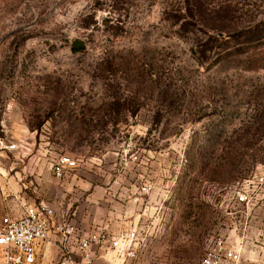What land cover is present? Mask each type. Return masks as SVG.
Masks as SVG:
<instances>
[{"label": "rangeland", "instance_id": "1", "mask_svg": "<svg viewBox=\"0 0 264 264\" xmlns=\"http://www.w3.org/2000/svg\"><path fill=\"white\" fill-rule=\"evenodd\" d=\"M261 20L264 0H0V136L10 119L52 164L158 167L134 255L94 264H201L234 243L239 190L264 181Z\"/></svg>", "mask_w": 264, "mask_h": 264}, {"label": "crops", "instance_id": "2", "mask_svg": "<svg viewBox=\"0 0 264 264\" xmlns=\"http://www.w3.org/2000/svg\"><path fill=\"white\" fill-rule=\"evenodd\" d=\"M8 107L5 108L1 126H6ZM8 122V121H7ZM10 133L0 136V172L8 175L1 184L0 217H20L26 206L39 202L48 203L56 217L52 219L50 240L41 244L37 264H58L61 235L56 225L65 216L77 229L72 235L71 245L76 238L98 229L111 235L122 231L137 230L143 222V212L149 208L143 192L148 185V172L158 167H77L57 177L52 171L48 157L35 147L33 135L14 121H10ZM11 143L17 149H8ZM161 168V167H159ZM153 187L158 180H153ZM244 185L251 194L247 203L239 202L238 234L231 246H242L239 261L224 259L222 264H264V181H250ZM151 188V185H150ZM145 197V198H144ZM151 208V207H150ZM149 208V209H150ZM239 237V238H238ZM103 246L98 249L107 250Z\"/></svg>", "mask_w": 264, "mask_h": 264}, {"label": "built area", "instance_id": "3", "mask_svg": "<svg viewBox=\"0 0 264 264\" xmlns=\"http://www.w3.org/2000/svg\"><path fill=\"white\" fill-rule=\"evenodd\" d=\"M8 149H17L16 143H11ZM78 163L75 159L62 155L52 165V171L57 177H62L66 171L75 170ZM143 191L150 190L149 185L143 186ZM251 194L248 188L239 190L238 202L247 203ZM53 208L44 202L28 205L20 217L5 215L0 222V264H37V254L42 243L50 240L51 223L55 218ZM61 235L58 264H94L98 249L105 248L120 253L134 255L137 230L122 231L111 235L104 229H98L87 235L76 238V245H71V237L77 234V229L62 216L56 225ZM242 246L234 248L224 239H219L209 249L201 264H222L224 259L239 261Z\"/></svg>", "mask_w": 264, "mask_h": 264}, {"label": "trees", "instance_id": "4", "mask_svg": "<svg viewBox=\"0 0 264 264\" xmlns=\"http://www.w3.org/2000/svg\"><path fill=\"white\" fill-rule=\"evenodd\" d=\"M253 27H256V30H252L253 33H256L258 31V34L262 33V36H264V20L259 21V23H256V25H254ZM249 29H252V27H250ZM82 48H84L83 45ZM74 50L76 49L74 48Z\"/></svg>", "mask_w": 264, "mask_h": 264}]
</instances>
